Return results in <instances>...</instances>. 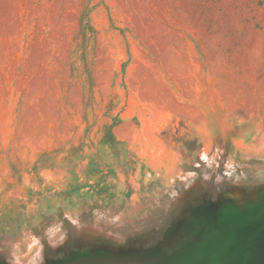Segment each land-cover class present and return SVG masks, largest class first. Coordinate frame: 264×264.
Returning <instances> with one entry per match:
<instances>
[{
    "label": "rangeland",
    "instance_id": "rangeland-1",
    "mask_svg": "<svg viewBox=\"0 0 264 264\" xmlns=\"http://www.w3.org/2000/svg\"><path fill=\"white\" fill-rule=\"evenodd\" d=\"M263 212L264 0H0V264H226Z\"/></svg>",
    "mask_w": 264,
    "mask_h": 264
},
{
    "label": "water",
    "instance_id": "water-1",
    "mask_svg": "<svg viewBox=\"0 0 264 264\" xmlns=\"http://www.w3.org/2000/svg\"><path fill=\"white\" fill-rule=\"evenodd\" d=\"M256 226L262 229L260 234L250 235L248 237L242 234L239 241L241 245L240 249L229 258L226 264H264V212L260 216ZM208 262L212 264L209 260Z\"/></svg>",
    "mask_w": 264,
    "mask_h": 264
},
{
    "label": "bare ground",
    "instance_id": "bare-ground-1",
    "mask_svg": "<svg viewBox=\"0 0 264 264\" xmlns=\"http://www.w3.org/2000/svg\"><path fill=\"white\" fill-rule=\"evenodd\" d=\"M194 258H195V257H191V259H192V262H194V263H195V262H196V260H194ZM198 259H199V258H197V260H198Z\"/></svg>",
    "mask_w": 264,
    "mask_h": 264
}]
</instances>
